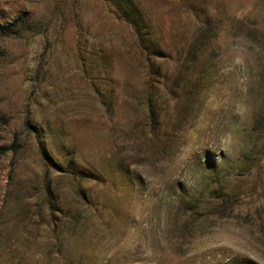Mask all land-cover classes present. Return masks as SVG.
<instances>
[{
  "label": "rangeland",
  "instance_id": "obj_1",
  "mask_svg": "<svg viewBox=\"0 0 264 264\" xmlns=\"http://www.w3.org/2000/svg\"><path fill=\"white\" fill-rule=\"evenodd\" d=\"M129 1L0 0V264H264V0Z\"/></svg>",
  "mask_w": 264,
  "mask_h": 264
},
{
  "label": "trees",
  "instance_id": "obj_2",
  "mask_svg": "<svg viewBox=\"0 0 264 264\" xmlns=\"http://www.w3.org/2000/svg\"><path fill=\"white\" fill-rule=\"evenodd\" d=\"M124 2L127 5V10H126V13H125V14H127L126 18L131 23L135 34L141 39V42H147L146 36L148 35V33H146V29H145L144 25L141 24L140 20H142V19L140 17L131 19L130 16L131 15L133 16V14L135 12L137 13V11H136L135 7L132 5V3L129 0H124ZM147 48L150 50V52H153V54L154 53L156 54V52H159V51H154L153 47H149L148 46Z\"/></svg>",
  "mask_w": 264,
  "mask_h": 264
}]
</instances>
